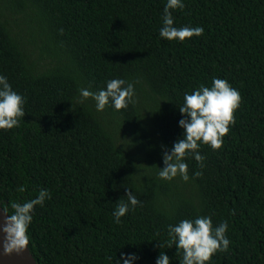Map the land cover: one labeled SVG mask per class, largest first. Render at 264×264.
I'll return each instance as SVG.
<instances>
[{
    "label": "trees",
    "instance_id": "obj_1",
    "mask_svg": "<svg viewBox=\"0 0 264 264\" xmlns=\"http://www.w3.org/2000/svg\"><path fill=\"white\" fill-rule=\"evenodd\" d=\"M163 3L0 0V74L26 98L19 127L0 130V198L49 189L29 226L39 264H110L121 252L155 264L161 251L179 264L167 225L197 215L228 223L229 250L211 264H264V0H184L174 25L204 28L184 43L159 36ZM214 76L240 92L235 122L219 149L201 145L202 168L186 158L189 181L159 178L162 146L182 137L183 93ZM113 77L134 83L135 106L76 104L80 88ZM126 189L142 205L116 224Z\"/></svg>",
    "mask_w": 264,
    "mask_h": 264
},
{
    "label": "clouds",
    "instance_id": "obj_2",
    "mask_svg": "<svg viewBox=\"0 0 264 264\" xmlns=\"http://www.w3.org/2000/svg\"><path fill=\"white\" fill-rule=\"evenodd\" d=\"M185 7L184 0H164L161 26L158 34L168 41L187 42L193 36H201L202 26L174 25L173 12ZM88 98L94 102L95 110L100 112L106 107L115 111L127 110L138 103L134 83L121 77H113L104 82V86L96 91L80 88L76 104H83ZM164 101H170L162 99ZM160 100V101H162ZM26 98L17 92L6 75L0 74V130L19 127L25 115ZM241 103V95L227 79L212 77L211 86L200 84L191 92L183 93L182 103L178 106L181 117L178 126L183 129L182 137L178 138L170 149L162 146L163 167H158L157 176L163 180H173L177 176L189 181L186 158H193L202 168L205 157L199 149L208 145L211 149H219L229 127L235 122L234 112ZM160 104V102H159ZM120 145V144H119ZM201 172L195 171L193 177ZM26 186L16 187L17 193H24ZM126 201L118 199L112 211L113 222L121 223V217L142 205L133 191L126 189ZM51 199L47 188H40L37 193L27 199L8 198L7 203L0 198V249L4 254H23L30 250L29 226L33 221L35 208L43 207L46 200ZM227 221L221 220L213 224L207 215L185 218L175 224L167 225V246H176L179 264H211L212 257L218 252L229 250L230 240L226 235ZM161 247V244H160ZM110 264H134L138 259L135 253H120L108 257ZM155 264H170L169 257L161 251Z\"/></svg>",
    "mask_w": 264,
    "mask_h": 264
},
{
    "label": "water",
    "instance_id": "obj_3",
    "mask_svg": "<svg viewBox=\"0 0 264 264\" xmlns=\"http://www.w3.org/2000/svg\"><path fill=\"white\" fill-rule=\"evenodd\" d=\"M2 214V212H0ZM0 264H39L31 249L23 254H4L0 249Z\"/></svg>",
    "mask_w": 264,
    "mask_h": 264
}]
</instances>
